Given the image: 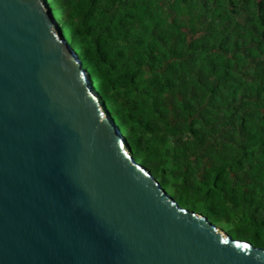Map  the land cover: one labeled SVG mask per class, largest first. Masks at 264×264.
I'll list each match as a JSON object with an SVG mask.
<instances>
[{"label": "water", "instance_id": "obj_1", "mask_svg": "<svg viewBox=\"0 0 264 264\" xmlns=\"http://www.w3.org/2000/svg\"><path fill=\"white\" fill-rule=\"evenodd\" d=\"M0 264H264L136 164L48 0H0Z\"/></svg>", "mask_w": 264, "mask_h": 264}, {"label": "trees", "instance_id": "obj_2", "mask_svg": "<svg viewBox=\"0 0 264 264\" xmlns=\"http://www.w3.org/2000/svg\"><path fill=\"white\" fill-rule=\"evenodd\" d=\"M48 4L134 161L182 207L264 248V0Z\"/></svg>", "mask_w": 264, "mask_h": 264}, {"label": "rangeland", "instance_id": "obj_3", "mask_svg": "<svg viewBox=\"0 0 264 264\" xmlns=\"http://www.w3.org/2000/svg\"><path fill=\"white\" fill-rule=\"evenodd\" d=\"M92 14V13H91ZM93 18H95V19H97V15L96 14H92L91 15ZM244 17H245V13H241V14H239L238 16H237V19H239V20H243L244 19ZM95 22H96V20H95ZM58 23V22H57ZM59 25V27H60V30H61V26H60V24H58ZM61 32H62V30H61ZM62 34H63V32H62ZM63 37H64V34H63ZM249 66H251L250 64H249ZM247 69H249L248 67L246 68H244V70H247ZM86 73H87V71L86 70H84ZM249 72H252V69H249L248 70ZM88 74V73H87ZM90 83H91V85H92V81L90 80ZM95 91V90H94ZM96 92V91H95ZM97 93V92H96ZM98 94V93H97ZM98 96H99V94H98ZM103 103V102H102ZM104 103L102 104V106H103V109L105 110V113H106V115L107 116H109V112L106 110V108L104 107ZM135 106H136V112L137 113H141V112H144V111H146L147 109H144V108H146V107H144V106H146V105H143L142 103H140L139 105H137V104H135ZM149 112V113H148ZM147 112V115L146 116H148V120L150 121V122H152L153 120V118H154V116L156 115V117H157V114L155 113V111H154V109L152 110V109H150L149 111ZM110 117V116H109ZM121 128V127H120ZM120 133H122V131H121V129H120ZM123 133H125V132H123ZM158 135H161V134H159L158 132H156V134H152V133H147L146 135H145V137L146 138H148V140H150L151 139V141H153V139L155 138V139H157L156 138V136H158ZM121 137H122V139H123V145H124V147L126 148V149H128L127 148V143H128V141H127V138H126V136L124 135V134H122L121 135ZM174 141V138L173 137H171V136H169L168 137V141ZM183 140L185 141L186 140V136H184L183 137ZM137 164V163H136ZM197 173V177H199V175L202 173V168H197L196 169V172H195V174ZM231 177H234L232 174H231ZM155 180L159 183V179H156L155 178ZM165 191V190H164ZM167 191V190H166ZM165 191V192H166ZM175 200V199H174ZM177 202V201H176ZM178 203V205L179 206H181L182 207V204L181 203H179V202H177ZM182 208H186V207H182ZM186 209H188L189 210V208H186ZM191 211V210H190ZM199 214H201V215H203V213L202 212H198ZM204 216V215H203ZM207 218V217H206ZM208 219V218H207ZM209 220V219H208ZM212 224H213V221H211V220H209ZM213 225H215L216 227H217V229H218V231L221 233V234H223V235H228V236H230L232 239H235V240H245V241H248V242H250L249 241V239H246V238H244L242 235H240V234H238V233H235V232H230L228 229H230V226H227L226 224H223V223H216V224H213ZM251 243V242H250ZM252 244V243H251ZM253 245V244H252Z\"/></svg>", "mask_w": 264, "mask_h": 264}, {"label": "bare ground", "instance_id": "obj_4", "mask_svg": "<svg viewBox=\"0 0 264 264\" xmlns=\"http://www.w3.org/2000/svg\"><path fill=\"white\" fill-rule=\"evenodd\" d=\"M115 125V124H114ZM119 131V130H118ZM121 136V135H120Z\"/></svg>", "mask_w": 264, "mask_h": 264}]
</instances>
